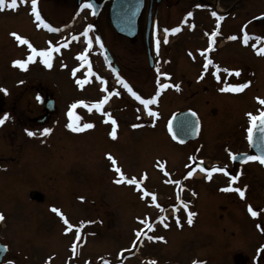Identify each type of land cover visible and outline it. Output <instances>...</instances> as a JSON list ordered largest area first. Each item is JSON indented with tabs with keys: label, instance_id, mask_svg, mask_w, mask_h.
<instances>
[{
	"label": "rangeland",
	"instance_id": "rangeland-1",
	"mask_svg": "<svg viewBox=\"0 0 264 264\" xmlns=\"http://www.w3.org/2000/svg\"><path fill=\"white\" fill-rule=\"evenodd\" d=\"M44 5L52 13L50 4ZM26 10L18 3L15 9L0 12V95L12 102L11 114L0 129V149L5 144L16 148H9L6 156L0 152V213L4 216L0 241L8 248L7 264H255L239 256L251 255L249 250L230 241L226 196L182 177L191 148L171 141L164 124L161 129L158 122L153 131L139 119L142 127L132 131L126 127L134 116L124 119L123 134L110 141L116 165L124 174L119 184L115 168L107 171L102 157L94 155L95 150L87 151V144L101 147L106 145L104 140L68 133L74 130L66 123L67 99L93 93L91 88L87 92L86 83H77L83 81L81 68L87 66V38H70L64 30L58 31L64 29L61 24L50 33L45 30L47 23L33 21ZM13 32L26 39L36 54ZM106 39L114 54L132 58V45L109 34ZM50 49L56 50L51 51L48 67L39 52ZM138 50L136 59L145 58L144 46ZM30 55L33 59L28 61ZM244 57L237 51L231 60L241 62ZM15 60L28 61L27 66L21 68ZM34 90L52 94L57 110L48 123L28 126L17 115L24 111L32 115L39 108ZM231 120L223 119V126L231 125ZM46 128L51 131L44 133ZM29 131L34 135L29 136ZM226 136V130L213 138L205 134L209 142L200 138L193 145L203 141L201 154L217 159ZM160 138L163 146L156 141ZM105 148H110L108 142ZM167 159L165 174L160 173ZM133 178L135 183L129 184ZM187 211L196 214L191 225ZM161 236L163 240L149 239Z\"/></svg>",
	"mask_w": 264,
	"mask_h": 264
},
{
	"label": "flooded vegetation",
	"instance_id": "flooded-vegetation-1",
	"mask_svg": "<svg viewBox=\"0 0 264 264\" xmlns=\"http://www.w3.org/2000/svg\"><path fill=\"white\" fill-rule=\"evenodd\" d=\"M18 3L27 7L26 11L33 21L41 22L31 10V0H17ZM45 3L50 4L52 13L43 8ZM88 3L91 7H81ZM110 3L111 0H37L41 20L55 29L45 30L55 33L57 25L61 24L64 29L58 31L64 30L70 38H87V66L81 70L85 71L83 82L87 84V92L91 88L93 93L79 99L69 97L65 108L68 114L72 104L84 101L85 104H77L76 108L71 109L74 116L79 117L73 121L74 126L83 120L79 126L91 123L93 127L68 133L73 136L84 134L83 137L88 135L91 138V135H96L104 140L106 145L101 147L91 148L87 144V151L90 153L95 150L94 155H100L106 163L107 171H112L114 166L107 156L111 154L115 158L110 143L113 125L109 117L116 121V136L123 134L121 129L124 119L133 115L134 119L126 127L129 130L142 127L138 124L139 119L153 131L159 122L161 129V124H164L166 135L171 140L167 131L169 122L174 115L187 113L197 122L198 133L195 139L180 145L191 148V152L186 154L187 164L182 177L192 180L193 185L211 188L217 194L226 196V208L229 210L227 223L232 237L230 241L240 243L242 248L251 252V255H237L255 264L264 263V165L259 161L240 162L233 158L236 154L251 153L248 128L253 127V121L247 114L258 116L264 110V105L257 99H264V54H258V49L264 47V41L258 42L255 39L256 36H264V0H143L140 13L129 22L130 27L136 28L133 35H122L115 31L109 19ZM8 10L11 9L5 8L0 12ZM189 12L191 16H188ZM213 12L217 15H212ZM88 25L92 27L88 30V36H84ZM174 28L179 31L172 32ZM214 31L217 35L213 38L211 34ZM245 32L250 36L247 44L243 43ZM107 34L132 45V58L126 59L114 54L107 44ZM232 36L236 39H229ZM89 40L92 41L91 46ZM210 40L214 41L211 47ZM142 45L145 58L136 59ZM237 51L245 54L241 62L231 60ZM208 60L212 63L207 64ZM225 69L239 70L240 74H228ZM121 80L127 82L132 92L141 99L137 100ZM247 82H250L248 87L240 92L220 90L230 84ZM161 84L168 86L161 88ZM176 84L180 85L179 90L173 87ZM34 93L32 97L39 110L32 112V115L27 111L17 112V116L25 124L37 126L48 123L57 107L52 94L42 90H34ZM153 96L156 97L153 103H142L143 100H151ZM6 98V95H0V117L7 113L9 118L12 102L8 104ZM101 100H105V103L100 109L93 107ZM11 101L15 104L16 100ZM124 113L127 115L123 116ZM83 115L87 117L86 120ZM222 118L232 119L231 125L223 126ZM97 126L99 129L95 130ZM230 128L234 131H229ZM224 130L227 136L221 146L220 158L208 159L203 156V141L193 145L200 138L209 142L205 134H210L211 138L213 135L218 137L219 132ZM153 131L151 136L154 135ZM156 141L159 146L164 145L161 138ZM107 142L110 146L108 149L105 148ZM209 145L211 143L208 148L213 149V145L212 148ZM9 148L16 151L15 147L5 144L0 152L6 156ZM167 164L168 159L167 163L164 160L162 167L160 165V173L165 174ZM213 167H222L225 171L213 172ZM189 171L193 173L190 177ZM232 176L238 179L232 181ZM229 185L244 190L245 196L241 198L236 191L222 190ZM205 190L202 194H205ZM248 205L259 215L253 217L248 211ZM4 258L5 255L0 258V264L10 262Z\"/></svg>",
	"mask_w": 264,
	"mask_h": 264
},
{
	"label": "snow or ice",
	"instance_id": "snow-or-ice-1",
	"mask_svg": "<svg viewBox=\"0 0 264 264\" xmlns=\"http://www.w3.org/2000/svg\"><path fill=\"white\" fill-rule=\"evenodd\" d=\"M16 7H17V0H0V10H3V9H5V8L15 9ZM81 7H91V4H90V3H88V4H82ZM31 10H32V12L35 14L36 19H37L38 21L43 22V21L41 20L40 13H39L38 10H37V0H31ZM191 15H192V13L189 12V13H188V16H191ZM212 15L215 16V15H217V14H216L215 12H213ZM219 19H223V17H219ZM44 26H45V27H48L49 29H51V25H49V24H44ZM91 27H92V25H88V27L84 30V33H83L84 36H88V30H89ZM51 30H54V31H55V29H51ZM165 31L167 32L168 30L166 29ZM171 31H172V32H176V31H179V29L174 28V29H172ZM11 35H12L13 37H15V38H16L21 44H28L29 48H32L31 44H29V42H28L26 39L20 37L17 33L13 32V33H11ZM216 35H217V32H215V31L212 32V34H211V36H212L213 38H214ZM229 39H236V37H235V36H232V37H229ZM249 39H250L249 34H248L247 32H245L244 37H243V43H244V44H247L248 41H249ZM255 39H256L258 42H260V41H264V36H256ZM97 42H99V38H97ZM165 42H166V41H165ZM213 43H214V41H211V40H210V44H209V46L211 47ZM88 44H89V46H91L92 41L89 40V41H88ZM253 47L256 48L257 45L254 44ZM55 50H56V49H50V50H47V51L42 50V51L39 52V55L42 56V57H44V63H45L48 67H51V63H50V60H51V51H55ZM32 53H33V55L36 54V49H35V48H32ZM258 54H264V47H261V48L258 49ZM190 55H191V53H190ZM80 58H81V59H86V57H85L83 54H81ZM32 59H33V56H32V55L28 56V61H31ZM28 61H25V60H15V61H13V63H14L15 65H19L21 68H25V67L27 66V62H28ZM211 63H212L211 60H208V61H207V64H211ZM224 71L227 72L228 74H232V72H235L236 75H239V74H240V71H239V70H229V69H225ZM74 72H75V70H74ZM165 75H166V74H165ZM121 82L124 84V87H125V88H128V90H129L130 92H132V89L129 87V85H128L127 82H125V81H123V80H121ZM77 83H83V81H77ZM249 83H250V82L243 83V84H230V85H228V86H226L225 88H222V89H220V90H221V91L240 92V91H242L244 88L248 87V84H249ZM167 86H168V85H166V84H161V85H160L161 88H164V87H167ZM173 87H175L177 90H179L180 85H179V84H176V85H173ZM4 91L6 92V90H4ZM132 95L135 96L137 100H140V99H141V97H140L139 95H137L135 92H132ZM106 99H107V97L105 98V100H106ZM155 99H156V97L153 96L151 100H143L142 103H143L144 105H148V104L153 103V102L155 101ZM257 99L259 100L260 104L264 105V99H260V98H257ZM105 100H101L99 103H95V104L93 105V107H95V108H97V109H100L101 106L105 103ZM77 104H85V102H84V101H77L76 103H74V104L71 105V108H70V110H69V112H68V116H69V118H70V122L68 123L67 127L70 128V129H72V130H74V131H82V130H84V129L92 128L93 125H92L91 123H86V124H84L82 127L79 126V125H75V126H74V122H73V121L78 120L79 117L74 116V113L71 111V109L76 108ZM191 115L194 116L195 113H191ZM247 115H248V116L251 118V120L253 121V127H249V128H248V139H249V141H251V140H252V134H253V128L257 126V124H256L257 121L259 122V129H260V132H261L262 134H264V110H261L258 116H257V115H253L252 113H248ZM7 118H8V114H7V113H5V114L3 115V117H0V125H2V124L5 122V120H6ZM109 119H111V121H112V125H113V127H112V131H111L110 135H111L113 138H116V121H115V119H112L111 117H109ZM187 122H188V121H187V118H185V120H184L182 123L186 124ZM197 126H198V125H197ZM133 127H136V125H133ZM170 130H171V129H170ZM43 131H44V133H48V132L51 131V129H47V128H46V129H44ZM28 135H29V136H32V135H34V133H32V132L29 131V132H28ZM261 139L264 140V135H262ZM107 156H108V159L112 162V164H113V166H114V168H115V171H116V172L119 174V176H120V179H117V180L115 181L116 183L119 184V183H121L122 180L124 179V174H123V172L121 171V169H120L119 167H116V166H115V165H116V160H115V158L112 157L111 154H107ZM233 158H235V156H233ZM246 160H249V161H259L261 164H264V155L247 156V157H246ZM161 167H162V165H161ZM203 170H204V171H207V169H203ZM212 171H213V172H215V171L224 172L225 169L222 168V167H213ZM192 174H193V173H192L191 171L188 172V176H189V177L192 176ZM145 178H146V177H145ZM209 178H211L210 174H209ZM237 179H238L237 176H232V177H231V180H232V181H235V180H237ZM127 182H128L129 184L135 183V179H134V178H133V179H130V180H128ZM222 190H223V191H236V192L240 195L241 198H243V197L245 196V192H244V190H242L241 188H232L231 185H229L228 187H226V188H224V189H222ZM81 199H83V197H81ZM184 208L187 210V204H184ZM52 210H53L54 212L59 213V214L63 217V213H60V210H59V209L53 207ZM248 211L251 213V215H252L253 217H256L257 215H259V213H258L257 211L253 210V207H252L251 205H248ZM195 215H196L195 213H193V212H191V211H187V222H188V224L191 225V224L193 223V217H194ZM3 219H4V216H3L2 213H0V220H3ZM64 223H65V224H68V221H67L66 218H64ZM179 223H180V221H179V219L177 218V224H179ZM164 226L167 227L168 225L165 224ZM71 227H72V226L69 225V228H71ZM149 227H151V225H149ZM149 239L163 240L164 237H162V236H161V237H149ZM50 259H51V258H49V260H50ZM151 264H156V262L153 261V262H151ZM193 264H202V262H199V261H193Z\"/></svg>",
	"mask_w": 264,
	"mask_h": 264
},
{
	"label": "water",
	"instance_id": "water-1",
	"mask_svg": "<svg viewBox=\"0 0 264 264\" xmlns=\"http://www.w3.org/2000/svg\"><path fill=\"white\" fill-rule=\"evenodd\" d=\"M142 6L143 0H111L109 19L115 31L122 35H133L136 33V28L134 26L130 27L129 22L130 19L140 13ZM50 103H53V100H50ZM185 118L188 121L186 124L182 123ZM256 124L257 126L254 127L252 140L250 141L252 152L249 154L235 155L236 161H245L247 156L264 155V140L261 139L264 134L260 132L258 121ZM168 131L173 140L179 143H185L188 140L196 138L198 126L197 122L190 115H187V113H179L172 118L168 126ZM5 252L6 246L0 243V258Z\"/></svg>",
	"mask_w": 264,
	"mask_h": 264
}]
</instances>
